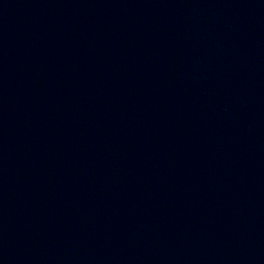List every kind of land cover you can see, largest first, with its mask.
I'll return each mask as SVG.
<instances>
[{
    "label": "water",
    "instance_id": "1",
    "mask_svg": "<svg viewBox=\"0 0 264 264\" xmlns=\"http://www.w3.org/2000/svg\"><path fill=\"white\" fill-rule=\"evenodd\" d=\"M0 264H264V0H0Z\"/></svg>",
    "mask_w": 264,
    "mask_h": 264
}]
</instances>
